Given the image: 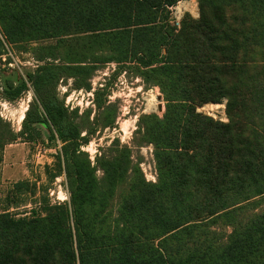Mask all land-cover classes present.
Returning <instances> with one entry per match:
<instances>
[{"label":"trees","instance_id":"trees-1","mask_svg":"<svg viewBox=\"0 0 264 264\" xmlns=\"http://www.w3.org/2000/svg\"><path fill=\"white\" fill-rule=\"evenodd\" d=\"M182 1L0 0V59L22 50L37 64L26 79L0 75L4 100L28 82L35 93L19 133L0 117V164L43 125L62 145L48 182L64 176L69 197L43 186L32 210L0 213V264H264V0H197L199 18L178 27ZM109 65L114 80L160 88L166 111L141 115L132 145L116 139L93 160L84 148L118 114L110 85L92 87ZM68 80L94 93V121L59 97ZM207 104H225L228 122L198 111ZM14 188L16 199L30 185Z\"/></svg>","mask_w":264,"mask_h":264},{"label":"rangeland","instance_id":"rangeland-1","mask_svg":"<svg viewBox=\"0 0 264 264\" xmlns=\"http://www.w3.org/2000/svg\"><path fill=\"white\" fill-rule=\"evenodd\" d=\"M174 16L180 21L183 18L190 16L193 19H198L199 3L197 0H185L180 2L175 10ZM11 62L7 64L8 57L0 59V75L5 72L6 75L10 71L18 72L21 77L27 78L29 72L36 70L37 64L35 58L29 53L22 50L9 51ZM9 69V70H8ZM117 71L116 65H109L98 71L92 80L94 90L101 89L106 85H110V100L117 108V119L113 128L100 130L97 135L91 140L90 145L84 150L90 154L92 159H95L96 154L101 148L111 145L112 141L119 139L124 145H132L134 133L137 130V123L141 115L157 114L163 116L166 111V102L160 88H146L141 79L128 77L126 73L120 75L114 80V73ZM29 90L17 101L9 102L0 96V117L9 122L14 131L19 133L22 130L23 122L26 119L27 113L35 101V93L28 82ZM93 90V91H94ZM0 92H2L1 76H0ZM59 97L64 100L65 106L72 111L79 108L82 115L86 111L91 112V120L94 121L97 114V109L94 103V93L84 90H76L73 86V81L68 80L61 83L58 88ZM67 96V97H65ZM154 100L157 104L155 110H150L149 101ZM158 102V103H157ZM198 111L202 114L213 117L216 120L224 123L228 122L226 116L225 104H207ZM23 120V121H22ZM36 128L41 136L36 142V146L32 147L29 154L27 167L32 172L29 179L24 182L29 183L30 189L24 190L18 198L14 200V205L18 207L17 214L24 215L32 210L39 200L43 186H49V195L55 201H67L68 189L66 178L60 176L56 179L53 185L49 184L46 167L54 168L56 164V156L61 148L60 142H51L49 138V130L43 125H37ZM153 147H145L140 154L144 158L142 168L150 182H156V166L154 160ZM37 188H34V185ZM7 189L5 186L0 187V212L6 204L4 195Z\"/></svg>","mask_w":264,"mask_h":264},{"label":"crops","instance_id":"crops-1","mask_svg":"<svg viewBox=\"0 0 264 264\" xmlns=\"http://www.w3.org/2000/svg\"><path fill=\"white\" fill-rule=\"evenodd\" d=\"M34 146H36V143H31L21 138L6 146L0 164V187L5 186L7 189L4 195L6 204L0 213L7 210L10 212L15 210V198L12 192L17 183L26 181L32 175L27 164L29 154ZM0 196H2L1 193Z\"/></svg>","mask_w":264,"mask_h":264},{"label":"built area","instance_id":"built-area-1","mask_svg":"<svg viewBox=\"0 0 264 264\" xmlns=\"http://www.w3.org/2000/svg\"><path fill=\"white\" fill-rule=\"evenodd\" d=\"M175 8H176V7H174V8L171 9V10H172V19H173V23H174L176 26L180 27V24H181L180 19H179V18L177 19V18L174 16V10H175Z\"/></svg>","mask_w":264,"mask_h":264},{"label":"bare ground","instance_id":"bare-ground-1","mask_svg":"<svg viewBox=\"0 0 264 264\" xmlns=\"http://www.w3.org/2000/svg\"><path fill=\"white\" fill-rule=\"evenodd\" d=\"M150 104L148 105L150 110H155L157 108V104L154 100L149 101ZM158 103V102H157ZM23 121V120H22Z\"/></svg>","mask_w":264,"mask_h":264}]
</instances>
